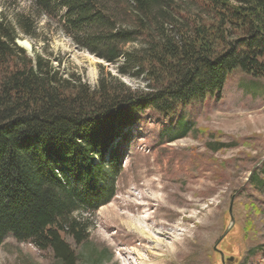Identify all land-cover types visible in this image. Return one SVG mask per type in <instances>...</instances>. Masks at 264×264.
<instances>
[{
  "label": "trees",
  "instance_id": "16d2710c",
  "mask_svg": "<svg viewBox=\"0 0 264 264\" xmlns=\"http://www.w3.org/2000/svg\"><path fill=\"white\" fill-rule=\"evenodd\" d=\"M43 17L146 89L105 68L93 89L29 56L20 33L38 39ZM236 71L264 78V0H32L28 14L2 12L0 248L13 237L58 264H79L69 241L88 244L91 217L117 195L118 140L150 114L172 119L220 97ZM179 127L182 137L191 124ZM251 185L264 193V163Z\"/></svg>",
  "mask_w": 264,
  "mask_h": 264
},
{
  "label": "rangeland",
  "instance_id": "374dc122",
  "mask_svg": "<svg viewBox=\"0 0 264 264\" xmlns=\"http://www.w3.org/2000/svg\"><path fill=\"white\" fill-rule=\"evenodd\" d=\"M0 1V14L11 20L16 12L28 14L32 2ZM18 45L93 89L101 68L132 89H146L142 80L121 77L115 65L77 48L55 20L40 19L38 39L20 33ZM184 122L191 127L181 137ZM171 131L177 139H169ZM115 149L123 156L117 195L91 217L88 244L69 241L81 255L79 264H264V193L251 185L264 163V78L236 71L220 97L183 108L172 119L150 114ZM232 201L235 225L223 238L232 224ZM0 264L58 263L8 237Z\"/></svg>",
  "mask_w": 264,
  "mask_h": 264
},
{
  "label": "bare ground",
  "instance_id": "6f19581e",
  "mask_svg": "<svg viewBox=\"0 0 264 264\" xmlns=\"http://www.w3.org/2000/svg\"><path fill=\"white\" fill-rule=\"evenodd\" d=\"M21 46L27 49V51H30L32 49V47L27 42H22ZM141 233L144 234V236L149 242L153 241V237L150 233L146 232L144 229H141Z\"/></svg>",
  "mask_w": 264,
  "mask_h": 264
},
{
  "label": "water",
  "instance_id": "95a60500",
  "mask_svg": "<svg viewBox=\"0 0 264 264\" xmlns=\"http://www.w3.org/2000/svg\"><path fill=\"white\" fill-rule=\"evenodd\" d=\"M233 208H234V202L232 201V204H231V207H230V215H231V219H232V224H231L230 228L224 234L223 238H225L228 235V233L230 232L231 228L235 225V218H234V215H233ZM222 258H223V262H225V257H224L223 254H222Z\"/></svg>",
  "mask_w": 264,
  "mask_h": 264
}]
</instances>
